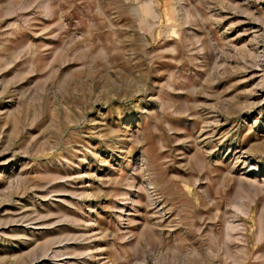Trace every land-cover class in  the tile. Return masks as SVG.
I'll return each mask as SVG.
<instances>
[{"label":"rangeland","instance_id":"1","mask_svg":"<svg viewBox=\"0 0 264 264\" xmlns=\"http://www.w3.org/2000/svg\"><path fill=\"white\" fill-rule=\"evenodd\" d=\"M0 264H264V0H0Z\"/></svg>","mask_w":264,"mask_h":264}]
</instances>
